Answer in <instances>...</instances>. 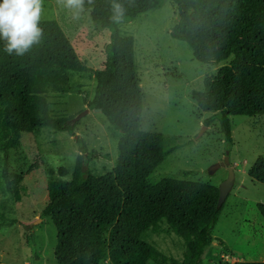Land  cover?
<instances>
[{"label": "trees", "instance_id": "1", "mask_svg": "<svg viewBox=\"0 0 264 264\" xmlns=\"http://www.w3.org/2000/svg\"><path fill=\"white\" fill-rule=\"evenodd\" d=\"M114 0H85L84 8L97 29L109 30L103 45L102 69L95 72L94 93L87 105L103 115L123 134L122 164L98 173L84 168L83 140L77 138L70 179L67 171L46 168V202L40 210L55 228L56 264H202L211 244L221 204L218 188L203 182L172 177L152 180L151 174L176 144L163 147L158 132L139 129L142 93L134 59L133 38L120 34L118 25L158 8L162 0H115L125 13L112 20ZM175 18L170 35L185 42L192 57L204 64L220 65L204 77L202 87L189 92L197 109L212 114L203 120L218 121L225 143H231L229 117H264V0H170ZM43 35L23 56L4 51L0 40V99L11 98L5 124L14 132L0 149L16 150L22 133L37 134L42 128L73 135L72 116H53L46 98L28 93L33 67L91 71L81 61L59 24L41 19ZM186 173V172H185ZM246 174L264 185V156H257ZM13 198L19 200L22 174L2 170ZM264 219V204L256 203ZM8 222H14L8 219ZM171 233L180 240L178 256L166 255L147 233ZM3 264V263H0ZM210 264H224L222 260ZM232 264H264L242 260Z\"/></svg>", "mask_w": 264, "mask_h": 264}, {"label": "rangeland", "instance_id": "2", "mask_svg": "<svg viewBox=\"0 0 264 264\" xmlns=\"http://www.w3.org/2000/svg\"><path fill=\"white\" fill-rule=\"evenodd\" d=\"M174 18L170 0H162L158 8L118 25L120 34L133 38L142 93L139 129L160 133L164 148L176 144L155 167L151 179L172 177L219 188L230 168L232 186L221 203L212 231L214 239L202 254V264L217 260L224 264L261 260L264 219L255 205L264 204V185L248 177L246 171L257 156H264V117L230 116V144L224 142L216 119L203 124L212 113L199 111L189 92L200 89L204 77L214 74L227 61L218 64L196 61L188 45L170 35ZM41 19L57 21L79 59L91 71L31 69L28 93L44 96L51 115L72 116L70 122L77 124L73 135L42 128L37 134L22 133L16 150L0 149V263L3 264H56V231L50 218L40 215L46 202V168H52L56 176L57 168L63 167L67 171L64 178L70 177L79 153L77 138L83 140L86 149L82 155L84 168L104 173L116 169L123 161V134L101 111L87 105L94 93L95 72L102 69V48L108 41L109 30L97 29L87 8L78 19H73V13L58 0H43ZM11 102V98L0 99V143H9L15 137L4 121ZM84 109L87 110L80 114ZM216 163L219 167L209 171ZM3 169L22 174L19 200L7 188ZM147 239L156 242L166 255H179L181 242L171 233L148 232Z\"/></svg>", "mask_w": 264, "mask_h": 264}, {"label": "clouds", "instance_id": "3", "mask_svg": "<svg viewBox=\"0 0 264 264\" xmlns=\"http://www.w3.org/2000/svg\"><path fill=\"white\" fill-rule=\"evenodd\" d=\"M58 3L73 13V19H78L84 11L85 0H58ZM88 3L92 4L93 0H88ZM112 10L113 22L119 23L125 13L124 7L114 0ZM42 14L43 0H0V40L5 42L6 53L23 56L40 42Z\"/></svg>", "mask_w": 264, "mask_h": 264}, {"label": "water", "instance_id": "4", "mask_svg": "<svg viewBox=\"0 0 264 264\" xmlns=\"http://www.w3.org/2000/svg\"><path fill=\"white\" fill-rule=\"evenodd\" d=\"M86 110L87 109H84L80 114H82ZM94 110L101 111L100 108H94ZM80 114H78L75 118H77ZM225 162H226V160H225ZM217 167H219V164L218 163L213 164L209 168V171H213ZM232 178H233L232 171H231L230 168H228V176H227V179L218 188V197H217V202H216L217 205H220L223 202L225 196L227 195L229 189L231 188V186H232Z\"/></svg>", "mask_w": 264, "mask_h": 264}, {"label": "crops", "instance_id": "5", "mask_svg": "<svg viewBox=\"0 0 264 264\" xmlns=\"http://www.w3.org/2000/svg\"><path fill=\"white\" fill-rule=\"evenodd\" d=\"M123 156H124V152H123Z\"/></svg>", "mask_w": 264, "mask_h": 264}]
</instances>
